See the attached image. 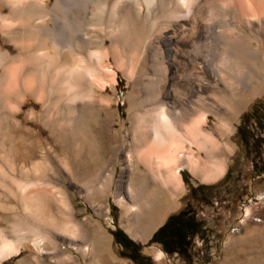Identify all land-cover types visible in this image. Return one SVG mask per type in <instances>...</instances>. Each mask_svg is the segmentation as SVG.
I'll use <instances>...</instances> for the list:
<instances>
[{"label": "bare ground", "instance_id": "6f19581e", "mask_svg": "<svg viewBox=\"0 0 264 264\" xmlns=\"http://www.w3.org/2000/svg\"><path fill=\"white\" fill-rule=\"evenodd\" d=\"M216 2L222 11H216ZM200 3L83 0L71 5L68 0H0L4 34L0 40L9 37L19 52L13 54L14 48L0 45V118L8 125L22 123L17 117L29 103V95L50 104L51 109L47 107L41 114L35 107L31 116L40 117L51 130L55 142L47 156L61 158L68 165L75 155L91 151L96 138H104L97 152L107 161H119L123 172L127 167L132 172L130 196L122 194V183L117 188V196L128 210L144 212L145 207H152L151 199L161 195L158 185L180 190L184 186V165L208 179L218 177L226 170L225 159L218 155L223 156L226 150L221 136L231 129L227 118L234 112L232 103L241 88L251 86L262 74L258 61L264 62V49L250 48L245 40L250 36L260 42L264 35V0H208V9ZM233 19L239 32L230 22ZM218 21L232 32H218ZM202 43H216L222 57L212 60L209 53L203 54L199 47ZM179 55L187 68L177 66L175 58ZM119 68L138 92V96H128L130 125L121 123L123 131L113 129L118 118L113 111L114 121L110 120L113 97L105 94L110 86L116 87ZM211 79L215 80L212 86L221 84L228 90L222 92L221 99L204 94ZM192 97L215 110L219 123L213 131L204 127L210 117L208 111L198 108V101ZM1 134L4 132L0 131V158L6 149ZM203 154L205 161L201 159ZM136 175L142 177L138 187ZM100 177L103 185L111 188L116 167L108 172L101 170ZM19 179L14 176L18 185ZM151 180L156 183L154 188ZM4 181L0 176V183L6 185ZM31 182L37 184L36 180ZM100 184L92 183L90 193ZM34 197H21L32 223L25 225L18 217L13 235L0 231V264L21 253L26 241L34 250L45 252L50 242L42 237L38 222L41 207L52 225L72 228V219L60 218L50 210L53 195L43 193L39 203ZM53 201L61 211L57 196ZM2 206L7 208V204ZM154 213L160 219L163 216ZM158 220L148 216L147 228ZM86 250L81 247V251Z\"/></svg>", "mask_w": 264, "mask_h": 264}, {"label": "rangeland", "instance_id": "374dc122", "mask_svg": "<svg viewBox=\"0 0 264 264\" xmlns=\"http://www.w3.org/2000/svg\"><path fill=\"white\" fill-rule=\"evenodd\" d=\"M80 1L83 0H68L71 5L79 4ZM200 2L201 7L208 9V0ZM214 5L217 12L221 10L217 2ZM88 14L91 18V12ZM233 20L230 22L236 26V20ZM222 23H216L217 31L231 33V29L226 28L224 23L222 26ZM235 31L239 32L240 29L237 27ZM64 40L68 41V32ZM245 42L250 48L264 49V35L260 42L250 36ZM0 45H4L3 49L14 48L13 54L19 53L9 37L0 40ZM199 47L203 54L209 53L212 60L222 57L216 43H205L204 46L202 43ZM137 52L139 56L142 55V50ZM175 60L179 68H187L186 62H181L180 55ZM258 63L262 68L261 76L255 78L251 86L239 90L234 105L232 103L234 112L228 114L227 118L231 129L221 136L226 150L223 156L218 157L225 159V172L208 179L203 173L195 174L188 165H184L181 168L184 186L174 191L158 185L161 195H154L151 199L153 206L145 207L144 212L137 208L128 210L124 201L120 202L118 184L122 183V194L129 197L128 183L132 172L128 167L123 172L119 161H107L97 152L104 138H96L91 151L88 149L75 155L70 165L61 158L47 156V151L55 141L48 125L40 117L33 118L31 112L36 107L37 114H41L47 107L50 110L51 105H45L42 100L29 95V103L22 107L17 117L22 123L18 126L15 123L8 125L6 120L4 122L0 118V131L4 132L1 135H4L6 146L4 156L0 158V176L6 179V185L0 183V231L13 235L14 223L19 218L25 225H30L32 220L28 209L22 206L21 197L30 200V195H34L39 203L43 193L57 196L61 211H57L54 197L50 202V210L59 213L60 218L72 219L70 223L73 225L71 229L52 225L49 215L41 207L38 222L42 237L50 242L45 246V252L34 250L31 243L26 241L21 253L3 260L1 264H264V172H261L264 171V62L261 60ZM118 78L116 87L110 86L105 94L113 97V107L108 110L110 120L114 121V116H111L113 111L118 118L114 121L113 129L123 131L125 129L121 123H127V127L130 125L128 117L131 103L128 96L133 93L138 96V92H135L133 81L128 79L123 69H118ZM211 80L213 84L204 94L221 99L222 92L228 90L221 84L212 86L215 80ZM193 98L195 102L198 101V108L208 111L210 117L204 127L213 131L219 123L215 110L196 97L191 100ZM242 122L246 129L240 135L239 125ZM248 138L250 140L246 143ZM6 159L9 163H6ZM201 159L205 161L206 155L203 154ZM114 166L116 178L113 186L107 188L100 179V173L101 170L108 172ZM14 176L20 178V185L14 181ZM139 176L136 175L137 187L142 180ZM33 180L37 181L36 185L31 182ZM96 182L102 185L90 193L91 184ZM155 184L151 180V187L154 188ZM162 202L166 203V207ZM4 204H7L6 209L2 206ZM155 211L163 214L161 219L155 215ZM178 213L193 217L197 223L192 225L193 232H189L186 241L181 242V252L177 249L167 251L163 244L152 238L170 215ZM148 216L159 219L151 228L146 226ZM118 228L124 230L138 245H132L122 235L120 242L115 235ZM81 247H86V252L81 251ZM161 251L163 254L159 256Z\"/></svg>", "mask_w": 264, "mask_h": 264}, {"label": "trees", "instance_id": "16d2710c", "mask_svg": "<svg viewBox=\"0 0 264 264\" xmlns=\"http://www.w3.org/2000/svg\"><path fill=\"white\" fill-rule=\"evenodd\" d=\"M246 117H247V113L244 114V118H245L244 121H246ZM245 129H246V126L242 122L239 125L240 135L244 134L243 132ZM262 129L264 130V126ZM249 140H250V138H248L246 140V143L249 142ZM261 172H264V171H261ZM259 174H261V173H259ZM229 175H230V171L226 175L227 179L229 178ZM196 223L197 222L193 217L188 218V217L184 216V214H182V213L172 214L169 216L168 220L161 227H159L157 229V231L153 235L152 240L160 242L161 244H163L164 248L167 251L173 252V251H176V249H177L181 252V249H179L181 242L186 241V239L189 237V232H193L192 225H195ZM115 235L119 240H120V235H122L128 241H130L132 243V245H138L121 228H118L116 230ZM120 242H122V241L120 240Z\"/></svg>", "mask_w": 264, "mask_h": 264}, {"label": "crops", "instance_id": "0c3cea01", "mask_svg": "<svg viewBox=\"0 0 264 264\" xmlns=\"http://www.w3.org/2000/svg\"><path fill=\"white\" fill-rule=\"evenodd\" d=\"M262 254L264 255V246H263Z\"/></svg>", "mask_w": 264, "mask_h": 264}]
</instances>
